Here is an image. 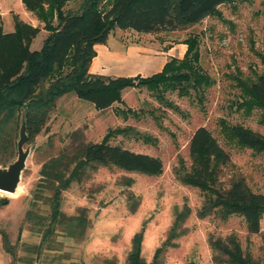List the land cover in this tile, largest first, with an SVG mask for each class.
<instances>
[{
  "label": "rangeland",
  "instance_id": "1",
  "mask_svg": "<svg viewBox=\"0 0 264 264\" xmlns=\"http://www.w3.org/2000/svg\"><path fill=\"white\" fill-rule=\"evenodd\" d=\"M79 1L69 0L65 9L75 10ZM15 15L27 23L29 19L38 22L41 28L44 25L25 10L21 0H0L4 32L13 31ZM109 35L111 50L122 46L128 51L132 47L135 54L147 56L149 63L135 60L143 70L153 60L157 69L159 62L181 59L180 44L195 37L200 67L212 83L202 91L189 89L188 95H180L178 90L166 91L160 99L145 87L125 89L123 104L105 111L95 109L73 93L60 99L46 127L33 142L27 141L23 146L28 156L16 192L14 195L0 192V199H8V205L0 209V232L7 235L14 248L15 264H125L131 239L139 232L143 234L141 256L149 264L155 250L165 241L176 212L184 205L190 210L183 224L186 233L171 241L175 247L168 248L162 264H213L207 242L210 235L233 234L243 249L261 257V236H249L241 216L232 215L227 220L215 215L199 218L202 194L182 185L175 172L181 175L189 170L190 138L198 128L204 127L230 156L222 180L241 178L252 192L264 195V154L239 148L221 134L223 122L229 127L242 126L264 135V123L259 122L261 111L253 109L247 115L238 106L241 102L238 82L250 85L264 76V0H242L221 6L216 15L174 32L137 34L116 29ZM43 36L36 37L34 47ZM112 69L111 66L105 73L122 76ZM152 75L151 72L140 74L142 78ZM20 124L21 121L19 128ZM76 129L83 130L86 140L94 143L100 142L108 131L123 130L111 143L159 158L163 173L149 176L115 167L102 168L86 184H72L62 194L60 209L72 216L78 208H86L90 226L81 239L61 232L51 236L37 254L26 248L40 244L41 235L26 230L23 224L39 179L40 156L36 149L51 136L59 145L58 139L63 140ZM16 158L17 152L11 163ZM129 196H133L131 203L137 205L134 213L129 211ZM39 208V214L49 215L48 206L39 203ZM260 229L264 231V214Z\"/></svg>",
  "mask_w": 264,
  "mask_h": 264
},
{
  "label": "trees",
  "instance_id": "2",
  "mask_svg": "<svg viewBox=\"0 0 264 264\" xmlns=\"http://www.w3.org/2000/svg\"><path fill=\"white\" fill-rule=\"evenodd\" d=\"M44 25L33 26L17 15L13 16V31L4 32L0 17V167L6 168L16 155V139L21 118L26 127L27 141L34 139L46 127L56 110L57 100L73 93L78 99L91 103L97 110L122 105L125 89L145 87L160 99L166 91L203 90L212 81L199 64L198 41L187 38L181 59L170 58L162 70L150 77H105L89 73L96 56L95 46L105 44L113 30L137 34L174 32L201 23L217 14L218 8L242 0H80L75 10H66L69 0H21ZM56 23L53 24V19ZM45 30L48 35L39 50L31 43ZM264 63V52L262 54ZM241 89L239 108L249 115L260 110L259 122L264 123V76L250 85L238 82ZM221 134L239 148H249L264 154V135L242 126H226ZM123 130L108 131L100 142L86 140L85 133L76 129L56 143L54 136L36 149L40 156L39 179L32 192L31 209L23 218L26 230L41 235V242L26 249L39 254L42 245L57 233L70 238H83L90 226L86 208L67 216L61 211L62 194L72 184L89 182L102 168L115 167L127 172L149 176L163 173L162 161L154 156L136 153L111 139ZM190 168L183 174L175 172L184 186L200 191L203 202L198 217L210 215L227 220L241 216L249 236L260 235L262 256L255 257L243 249L237 236H208L207 242L213 264H264V231L260 220L264 214V195L252 192L241 178L222 180L230 156L204 127L198 128L189 141ZM129 196V211H136ZM39 203L49 208V215L39 214ZM8 199H0V209ZM190 215L184 205L175 214L165 241L158 247L149 264H162L175 238L185 235L183 224ZM3 250L15 264V251L8 237L0 232ZM142 232L131 239V249L125 264H146L141 256Z\"/></svg>",
  "mask_w": 264,
  "mask_h": 264
},
{
  "label": "crops",
  "instance_id": "3",
  "mask_svg": "<svg viewBox=\"0 0 264 264\" xmlns=\"http://www.w3.org/2000/svg\"><path fill=\"white\" fill-rule=\"evenodd\" d=\"M29 21H28V23L33 25V26L39 25L38 22L35 23L31 19H29ZM38 35H44V36L41 38V41L37 45H35V47H34V43H35L36 38L33 40V42L30 45V48L32 50H39L41 48L42 42L45 39V37L48 35V33L41 30ZM109 36H108L105 44L95 46L96 56L92 60L90 67H89V73H91L93 75H101V76H105V77H111L112 75H108L105 73L106 69L111 68V66L113 67L112 70H114V72L116 74H121L123 77H135V76L140 75L141 73L145 74L148 72L155 74V73L160 72L162 70L163 66L165 65V63L168 62V61H165L162 63L159 62L158 66H160V67H157V69H156L155 68L156 63L154 62L155 60H153L149 64V66L151 65L150 66L151 68L146 66V68H144V70L140 69L138 67L139 62H135V60L142 59V61L149 63L147 56L135 54L132 51L133 50L132 47H129L128 51H125V49H123L122 46H119V47L117 46L118 47L117 49L111 50L108 46ZM180 45L182 47L181 49H182V53L184 55V53L186 51V45L183 43H181ZM64 96H62L60 99H62ZM60 99L57 100V103ZM57 103H56V105H57ZM109 109L110 108H107L105 110H109ZM100 113H101V111H100ZM0 264H10L9 256L3 250L1 236H0Z\"/></svg>",
  "mask_w": 264,
  "mask_h": 264
},
{
  "label": "water",
  "instance_id": "4",
  "mask_svg": "<svg viewBox=\"0 0 264 264\" xmlns=\"http://www.w3.org/2000/svg\"><path fill=\"white\" fill-rule=\"evenodd\" d=\"M27 142L26 127L23 118L18 132V141L16 144L17 158L6 168H0V191L7 194H14L20 182V176L25 167V161L28 156V150H23Z\"/></svg>",
  "mask_w": 264,
  "mask_h": 264
},
{
  "label": "bare ground",
  "instance_id": "5",
  "mask_svg": "<svg viewBox=\"0 0 264 264\" xmlns=\"http://www.w3.org/2000/svg\"><path fill=\"white\" fill-rule=\"evenodd\" d=\"M0 192H2V191H0ZM4 193V192H3ZM12 195H14V194H12Z\"/></svg>",
  "mask_w": 264,
  "mask_h": 264
}]
</instances>
